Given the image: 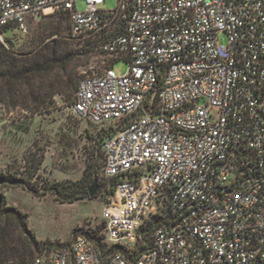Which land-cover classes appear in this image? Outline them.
I'll return each instance as SVG.
<instances>
[{
  "label": "built area",
  "instance_id": "1",
  "mask_svg": "<svg viewBox=\"0 0 264 264\" xmlns=\"http://www.w3.org/2000/svg\"><path fill=\"white\" fill-rule=\"evenodd\" d=\"M104 2L0 0V43L51 13L74 41L100 39L108 60L82 73L70 108L119 127L102 144L104 240L133 248L161 219L131 260L77 235L26 264H264V0Z\"/></svg>",
  "mask_w": 264,
  "mask_h": 264
},
{
  "label": "rangeland",
  "instance_id": "2",
  "mask_svg": "<svg viewBox=\"0 0 264 264\" xmlns=\"http://www.w3.org/2000/svg\"><path fill=\"white\" fill-rule=\"evenodd\" d=\"M115 6L116 0H105L100 9L110 10ZM84 8L83 2L76 3L77 11ZM3 40L6 49L13 51L18 59L43 61L54 51L62 59L47 75L33 79L34 87L41 86L46 100L52 103V110L47 113L32 114L30 109L35 107V102L22 82L14 85L15 93L9 91L1 76L4 66L0 65V170H10L29 179L32 173L29 163L32 160L39 163L30 179V183L38 185L37 197L21 188L0 192L6 206H13L27 216V227L33 233L35 244L28 247L25 236L17 231L13 238L18 246L28 248L31 259L55 250L49 248V244L63 245L62 249L67 251L79 229L101 230V193L94 198L60 203L54 194H42V187L55 182L83 181L89 188L94 177L86 174L85 169L96 153L99 155L98 172L101 169L100 126L79 119L70 107L82 73L100 69L107 57L98 49V38L84 42L71 39L66 17L55 13L30 19L25 31H5ZM218 41L226 44V35L220 34ZM126 70L124 59L114 62L113 71L117 76L124 75ZM71 80L74 85L69 89L67 82ZM3 218L0 223H11Z\"/></svg>",
  "mask_w": 264,
  "mask_h": 264
},
{
  "label": "trees",
  "instance_id": "3",
  "mask_svg": "<svg viewBox=\"0 0 264 264\" xmlns=\"http://www.w3.org/2000/svg\"><path fill=\"white\" fill-rule=\"evenodd\" d=\"M60 15L66 17L68 21L67 14H60ZM8 30L12 31L15 29L12 26H7L2 30L3 35L4 32ZM68 31H69V23H68ZM99 43H100V39H99ZM98 49H99V45H98ZM100 53L103 54L101 51ZM14 54L15 53L13 51H8L6 49V44L0 43V65L2 64L4 66L1 71V76L6 82V86L8 87L9 91L15 93L14 85L20 84V82H22L24 85L27 86V90L28 92L30 91L32 95V100L35 102L34 103L35 107L30 109L32 114H35L36 112L38 113L50 112L52 110L51 101L46 100V95L44 94L45 92H43L41 86H38L36 88L34 87L35 85L33 79L36 77H41V76L43 77L47 75L49 72H51L53 68L57 67L58 63L62 61L60 55L54 51V53L48 55L46 59H44L43 61L33 62L32 60L29 61L26 59L23 60L18 59L17 57H15ZM78 80L75 85V90ZM73 85H74L73 80L67 82V88L72 89ZM127 122L129 121H126L125 123ZM118 129L119 127L115 126L112 123L100 126L101 131H100V141L98 148L101 153L103 163H104V154L102 151V144L106 138L110 137ZM94 155H95V157L93 158L94 160H92L90 163L87 164L85 173L86 174L89 173L94 177V179L96 178L98 180V184L101 189L103 185V179H102L103 164L98 172L99 164H97L96 161L99 160L98 159L99 155H97V153ZM33 161L34 160H32V163L30 162L28 165L30 172L32 171L31 175L29 176V179L26 177L24 178L23 176L18 175L16 172H12L10 170H6V171L0 170V192L1 190H5V189L21 188L27 191L28 193L32 194L34 197H37L38 185L36 183H30V179H32L33 174L38 170L39 163H34ZM42 189H43L42 194L50 192L55 195L56 199L60 203H73L75 201L88 197V185H85L83 181L65 182V183L55 182L52 183L51 185L43 186ZM99 193H101V195L104 196L103 192H101L100 190ZM110 193L111 190L105 191V194H110ZM3 217L8 219V222L10 220L11 223L8 224L6 221L4 223H0V264H26L29 260L43 255L42 254L39 256H35L30 259L29 257H31V254L28 252V248L27 250H25L24 247L18 246V244L15 243V240L13 238L14 231H17L18 233L25 236V238L29 242L28 247H32L35 244V239L32 231L27 227L26 214L22 213L20 210H18L13 206H6L2 198V193H0V221L2 220ZM160 219H161L160 215H153L141 226L139 231L138 242L133 248H127L122 245H108L104 240L103 224L101 221H100L101 230L95 228L93 230H88L84 232L79 229L77 231L78 233L76 234L85 236L96 247L102 258H104L105 255H107V253L109 252L119 251L127 259L131 260L133 256L138 255L140 252L148 248L149 238H150L149 233L159 225ZM10 225L11 227H13V229L10 227ZM70 245L67 248V251L69 250ZM48 247L54 248L55 250L53 251H57V250L65 251L62 249L64 248L63 245L49 244Z\"/></svg>",
  "mask_w": 264,
  "mask_h": 264
},
{
  "label": "water",
  "instance_id": "4",
  "mask_svg": "<svg viewBox=\"0 0 264 264\" xmlns=\"http://www.w3.org/2000/svg\"><path fill=\"white\" fill-rule=\"evenodd\" d=\"M100 186L98 184V180L95 178L93 180L92 185L88 188V197L89 198H94L96 194L99 192Z\"/></svg>",
  "mask_w": 264,
  "mask_h": 264
}]
</instances>
